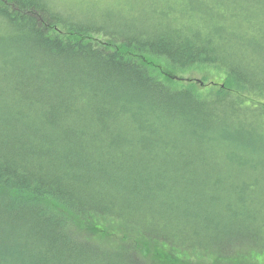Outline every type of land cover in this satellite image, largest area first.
I'll use <instances>...</instances> for the list:
<instances>
[{
  "label": "trees",
  "instance_id": "trees-1",
  "mask_svg": "<svg viewBox=\"0 0 264 264\" xmlns=\"http://www.w3.org/2000/svg\"><path fill=\"white\" fill-rule=\"evenodd\" d=\"M166 1L0 0V264H229L264 211V0Z\"/></svg>",
  "mask_w": 264,
  "mask_h": 264
},
{
  "label": "rangeland",
  "instance_id": "rangeland-1",
  "mask_svg": "<svg viewBox=\"0 0 264 264\" xmlns=\"http://www.w3.org/2000/svg\"><path fill=\"white\" fill-rule=\"evenodd\" d=\"M84 1V7H87L88 5H92L95 2L99 1V0H82ZM155 2H161L162 4H160V6L158 7V9L162 10V11H166L168 8V3L166 0H155ZM81 5H78L77 7L75 6L73 9H79V8H84ZM92 9L95 10H99V11H107L106 8L103 7H91ZM224 10H222L223 12ZM258 26H262L261 23V18H258ZM260 22V23H259ZM213 72H207V73H193V74H184L183 76L180 77L179 80H193L198 86H201V81H203L205 78H207L209 80V82H207V84H210V82L215 80L214 75H212ZM182 173H187V172H182ZM181 178L185 177V179L187 178L188 180H191L190 175H180ZM172 188V186L170 187ZM177 190H181V187L178 186ZM171 192V191H170ZM252 194H248V204H252L251 200H252ZM251 212V208H248ZM256 211L261 212V214L264 212L263 210L260 209H256ZM259 215L255 218H253L250 215H246L248 216L247 220H244L243 218H233L231 220L232 223H234V225L232 226V234L227 235L226 237H224V242L223 243H218L216 245H214L212 247L211 250H215L217 254H222L225 256L229 257V260L231 261V263L229 264H234V263H238L239 264H251L246 260H249L250 257V253L252 256L261 259V264H264V228H263V224H262V220H263V216ZM171 217L169 215L166 216V220H169ZM177 218H171L169 221H173ZM154 220H158L156 227H141L142 223L139 221H136L135 224H130L132 227H139L138 229H143L146 231H155V230H160L161 234L164 235H168V234H173L174 238L176 240L179 239L180 237V230L184 228V226L180 223H178L180 225V228H178L177 226L175 227L174 222L172 225L169 226L168 222L163 221L162 219H158L155 218ZM146 234V233H145ZM143 238H148L147 236H142ZM230 237V238H229ZM142 241V243L148 245L150 244L147 240H143L140 239ZM150 240H154L150 239ZM169 240V239H168ZM171 241V240H170ZM153 242V241H151ZM212 245V244H211ZM253 249L259 250L261 253H258L257 255H255V251ZM221 251H229L226 253H222ZM216 256H212V258H215ZM151 258V257H150ZM244 259V260H241ZM246 259V260H245ZM148 260H150L148 258ZM227 258L224 257L222 259V262H226ZM208 262L211 261H203V260H199V259H191L189 261H187L188 264H208ZM146 264V263H144Z\"/></svg>",
  "mask_w": 264,
  "mask_h": 264
},
{
  "label": "bare ground",
  "instance_id": "bare-ground-1",
  "mask_svg": "<svg viewBox=\"0 0 264 264\" xmlns=\"http://www.w3.org/2000/svg\"><path fill=\"white\" fill-rule=\"evenodd\" d=\"M256 214H257V216H259L261 214V212L258 211ZM261 215L263 216L262 224H263V228H264V212ZM253 250L255 251V253H257V252L261 253L259 250H256V249H253Z\"/></svg>",
  "mask_w": 264,
  "mask_h": 264
}]
</instances>
